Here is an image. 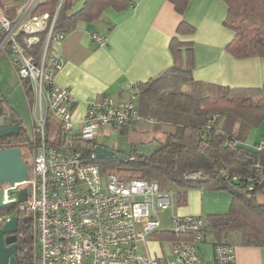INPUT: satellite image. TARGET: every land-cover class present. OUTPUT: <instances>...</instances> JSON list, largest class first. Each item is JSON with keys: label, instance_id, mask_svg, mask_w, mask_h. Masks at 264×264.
I'll list each match as a JSON object with an SVG mask.
<instances>
[{"label": "built area", "instance_id": "obj_1", "mask_svg": "<svg viewBox=\"0 0 264 264\" xmlns=\"http://www.w3.org/2000/svg\"><path fill=\"white\" fill-rule=\"evenodd\" d=\"M43 1L27 0L14 17L0 7V52L9 57L20 82L28 81L33 94L27 96L32 119L29 179L12 186L13 190L26 188L27 198L6 207L16 206L11 212L30 214L28 264H237L232 242L215 243L211 259L204 255L198 242L204 239L207 220L175 212L174 188H161L146 178L104 173L100 163L90 159L96 157L100 129L122 127L143 117L137 83L130 85L125 100L104 95L90 102L76 128L77 97L55 78L64 64L53 51V45L66 35L65 30L54 29L61 1L51 19L47 11H36ZM41 32H46V40L36 60L29 49ZM92 37L107 43L97 31ZM77 140L92 141L91 153L76 147ZM258 147L263 148L264 141ZM197 176L199 172L189 175ZM8 197L17 200L15 192ZM12 217L0 213V226ZM162 230L191 238L161 237L167 250L156 254L150 243Z\"/></svg>", "mask_w": 264, "mask_h": 264}, {"label": "trees", "instance_id": "obj_2", "mask_svg": "<svg viewBox=\"0 0 264 264\" xmlns=\"http://www.w3.org/2000/svg\"><path fill=\"white\" fill-rule=\"evenodd\" d=\"M60 1L44 0L36 11H47L51 19ZM170 1L179 13H183L190 0ZM224 1L228 5L224 24L234 30V37L226 49L238 58L264 57V0ZM132 2L84 0L83 6L73 11L75 0H62L54 29L68 32L80 21L92 22L100 18L108 7L122 10ZM0 7L13 17L15 9L5 8L3 0H0ZM195 29L182 20L177 35L170 41L172 65L159 75L137 83L142 115L173 126L165 132L160 146L150 155L115 152L90 159L100 163L104 173L113 171L125 178H146L157 181L161 188H174L175 202L180 205L186 204L188 190L194 187L227 191L232 196L228 212L208 215L205 233L207 229L223 234L237 233L242 244L264 246V203L257 198L258 193L264 192V147L259 148L258 143L257 148H251L244 143L251 128L264 122V93L259 87H231L196 80L193 42L179 37ZM45 40L46 32L39 33L38 42L29 49L36 60L42 55ZM184 84H189L190 88L184 89ZM24 88L32 98L28 81ZM2 115L5 125L18 124L20 133L0 138V149L21 148L25 142L29 143V137L22 131V119L15 110L4 107L0 118ZM75 144L86 153L93 150L92 141L77 140ZM195 172L200 176L189 177ZM14 210L16 206L0 209L4 213ZM19 214L22 226L27 227L28 237H31L30 218L26 217V212ZM160 236L164 239L191 238L166 230H162ZM29 255L30 251L27 262Z\"/></svg>", "mask_w": 264, "mask_h": 264}, {"label": "crops", "instance_id": "obj_3", "mask_svg": "<svg viewBox=\"0 0 264 264\" xmlns=\"http://www.w3.org/2000/svg\"><path fill=\"white\" fill-rule=\"evenodd\" d=\"M132 1V5L122 10L108 7L100 18L92 22H78L66 32L60 43L53 45V51L64 59L63 67L55 78L61 85L69 87L77 97L73 108L76 128L82 123L90 102L104 95L125 100L129 97L132 83L146 81L172 65L170 41L177 35L182 20L196 28L191 34H179L180 39L193 42V76L196 80L231 87H259L264 93V57L238 58L226 49L227 43L234 37V30L224 24L228 11L224 0H190L183 13H179L170 0ZM3 2L5 8L15 9L14 17L27 0H19L17 4H8L5 0ZM83 3L84 0H77L72 10H78ZM93 31L105 36L107 43L100 44L94 39ZM183 88L189 89L190 85L184 84ZM144 118L152 121L150 117ZM152 122L155 129L148 141L156 137L162 141L165 132L173 129L172 125L157 119ZM129 125L126 128L100 129L97 135L99 145L120 153H126L127 147L131 149V154L145 153L146 146L140 145L146 143L147 133H151V130L142 121ZM261 126H264V122ZM137 128H142L145 137L139 142L140 145L131 135ZM122 134L126 136L120 137ZM120 138L125 140L123 146ZM260 140L264 141V134L248 147L257 148L256 144ZM261 193L263 195H257V198L264 203V192ZM231 201V194L224 190L189 189L186 204L175 206L174 211L202 215L207 219L210 214L228 212ZM168 217L169 212L166 214L165 225L169 222ZM211 230L207 229L204 239L198 242L207 258L213 257L215 243L232 242L236 247L237 264H264V246L242 244L237 233H225L217 239ZM209 231L212 235H209ZM150 249L156 254L167 250L166 246L158 244L155 239L151 241Z\"/></svg>", "mask_w": 264, "mask_h": 264}, {"label": "rangeland", "instance_id": "obj_4", "mask_svg": "<svg viewBox=\"0 0 264 264\" xmlns=\"http://www.w3.org/2000/svg\"><path fill=\"white\" fill-rule=\"evenodd\" d=\"M76 1L77 0H75V2ZM5 2L8 4H17L19 2V0H5ZM0 98L4 99V101L2 102V105L5 107L6 110H7V108L9 109L10 107H12L16 111V113H18L20 115V117L22 119V128H23L22 131H23L24 135L26 137L31 136L32 135L31 108H30V104H29L28 99H27V94H26L24 85L20 82V80L18 78V75L16 73L14 66L12 65L11 60L9 59V57L4 52H0ZM138 121H142V122L147 123L148 128L151 130V133L150 132L147 133L148 137L146 138V141H145L146 143H144V144L141 143V145L139 143L142 139L145 138L143 135L144 133L141 132L142 128H137V130L132 132L131 135L134 138H136V140L138 141L140 146H142V147L146 146V149H145L146 151L143 154L150 155L160 146L161 141H160V139H158L159 137H156L155 139L148 141L149 136L152 135L153 129H155L154 128V122L149 121L147 118H144V117L139 119ZM263 127L264 126H261V127L254 126L251 128L250 132L247 135L246 140L244 141L246 146H248L249 144H253L256 140L261 138L262 134H264L263 133L264 132ZM155 133H157V131H155ZM125 136L126 135L122 134L120 137H125ZM124 141L125 140L123 138H120V142H121L122 146H123L122 142H124ZM260 142H261V140L259 141V143ZM123 150H125V149H123ZM21 151H22L21 152L22 157L25 159V161L30 166L32 163V156H31V152L29 149L28 142H25L22 145ZM125 151H126V153H122L123 155L124 154L125 155L131 154V149H129L128 147ZM29 171H30V169H29ZM3 184H4V182L0 181V189L3 187ZM191 189H198V188L194 187ZM261 195H263L261 192L258 193V196H261ZM259 200H261V199L259 198ZM182 205H183V203H181V206ZM175 206L178 207V206H180V204L175 203ZM0 212H4V211H0ZM9 214H13V212H10ZM29 215L26 217H29ZM211 231L214 234H216L215 238H217V239H219V238H221V236H223V233L220 231H216L214 229H212ZM211 231H209L210 232L209 235H212ZM233 234L237 235L236 233H233ZM154 238L158 242V244L164 245L160 241V239H161L160 235L158 238V234H156L154 236Z\"/></svg>", "mask_w": 264, "mask_h": 264}, {"label": "water", "instance_id": "obj_5", "mask_svg": "<svg viewBox=\"0 0 264 264\" xmlns=\"http://www.w3.org/2000/svg\"><path fill=\"white\" fill-rule=\"evenodd\" d=\"M4 112V107L0 101V115ZM20 127L18 124H11L0 128V138L10 134H19ZM21 148L18 146L0 149V181L8 183V186L0 189V209H4L9 205L16 204L27 198L26 188L13 190L12 186L16 182H23L29 179V165L21 155ZM116 151L107 146L98 145L96 148V156L113 155ZM15 192L17 200L10 199L9 194ZM19 218L13 216L9 221L0 227V264H17L15 259L10 256L11 247L4 244V234L6 232L15 231L18 227ZM9 241V238H7Z\"/></svg>", "mask_w": 264, "mask_h": 264}, {"label": "flooded vegetation", "instance_id": "obj_6", "mask_svg": "<svg viewBox=\"0 0 264 264\" xmlns=\"http://www.w3.org/2000/svg\"><path fill=\"white\" fill-rule=\"evenodd\" d=\"M4 116L0 118V128L5 127ZM15 124V123H12ZM11 125V124H9ZM7 183L4 182L3 187H5ZM12 216H17L19 218L18 227L15 231L6 232L4 234V244L6 247L12 248V256L17 264H28L27 257L30 251L29 241L31 237H28L27 227L22 226V219L20 218L19 212H13ZM1 227V226H0ZM9 238V241L7 240Z\"/></svg>", "mask_w": 264, "mask_h": 264}]
</instances>
